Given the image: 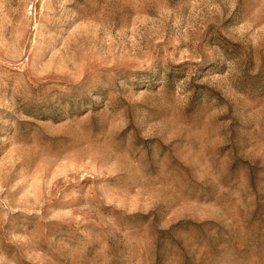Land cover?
I'll return each mask as SVG.
<instances>
[{"label": "rangeland", "instance_id": "obj_1", "mask_svg": "<svg viewBox=\"0 0 264 264\" xmlns=\"http://www.w3.org/2000/svg\"><path fill=\"white\" fill-rule=\"evenodd\" d=\"M0 264H264V0H0Z\"/></svg>", "mask_w": 264, "mask_h": 264}]
</instances>
